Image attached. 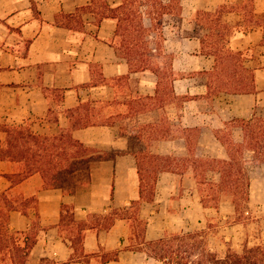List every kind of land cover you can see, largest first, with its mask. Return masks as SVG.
Listing matches in <instances>:
<instances>
[{"label": "crops", "instance_id": "1", "mask_svg": "<svg viewBox=\"0 0 264 264\" xmlns=\"http://www.w3.org/2000/svg\"><path fill=\"white\" fill-rule=\"evenodd\" d=\"M101 12L98 0H0V124L41 135L69 129L105 157L73 193L0 159V221L8 230L0 264H163L149 255L148 242L235 213L226 194L215 207L202 203L203 187L219 181L203 163L228 157L216 137L226 123L264 114V0H179L136 68L116 48V19L97 23ZM220 83L254 90L223 91ZM86 104L81 115L95 123L71 128V111ZM231 133L242 141L239 127ZM4 138L0 130V147ZM136 153L171 166L157 173L152 200L140 194ZM247 173L248 211L261 223L264 245V163ZM67 209L72 220L62 221ZM132 215L146 221L136 249ZM26 236L34 243L21 262L11 252Z\"/></svg>", "mask_w": 264, "mask_h": 264}, {"label": "trees", "instance_id": "2", "mask_svg": "<svg viewBox=\"0 0 264 264\" xmlns=\"http://www.w3.org/2000/svg\"><path fill=\"white\" fill-rule=\"evenodd\" d=\"M98 2L102 5V12L97 23L105 16L116 19L115 35L119 38L116 48L134 68L145 65L144 56L150 50L149 41L144 40L143 34L147 33L149 37L151 33H155L160 36L164 14L176 13L179 6V0H121V4L115 8L108 7L105 0H98ZM140 7L145 10L143 12L138 10ZM140 12L142 13L140 14ZM143 15L149 18L151 27L153 21L156 22L155 29L143 26L141 21ZM259 22L263 28L262 42L264 43V16ZM229 59L237 61L238 55L231 54ZM218 87L220 90L234 93L254 90L253 87L228 88L223 83H220ZM82 110H88L87 104L71 111L74 116L71 128L86 127L95 123L90 120L87 113L81 115ZM227 127H239L242 132V141L237 143L230 141L229 138L222 135L223 130L222 133L216 132V137L225 147L228 157L205 161L203 166L205 169H211L219 174L220 181L216 184V188L219 191L232 194L233 203L238 208L248 200V175L240 165L241 155L247 151L250 153L252 164L264 163V117L254 114L248 119H235L226 123ZM0 130L5 133L4 145L0 147V159L21 162L24 166V176L38 172L47 186H59L69 193L75 192L76 183L80 182L79 180H91L92 169L105 159L104 155L97 152L96 149L74 139L69 129L60 130L52 135H41L32 132L28 126L2 124ZM136 157L140 177V194L143 196V191L146 190L145 198L152 200L157 173L163 169L171 168V166L167 161L162 163L160 157L153 154L136 153ZM67 180H75V185L70 184L71 186L66 188ZM145 180H148L147 184ZM241 180H245L243 184L246 190L244 198L237 196ZM202 203L205 205V201L202 200ZM134 204L136 202H132V205ZM95 217L98 219V216ZM131 217L134 221L132 235L135 237L132 248L136 249L142 242L146 221L139 219L136 215ZM64 219L72 220L69 209L66 210V214L62 215V221ZM111 222L112 218L106 219L104 226L108 227ZM78 226L81 228L84 225L80 223ZM7 233L5 219L0 221V252L5 251L8 247ZM131 238L133 239V237ZM80 239L78 236L76 241H80ZM33 243L34 239H29L26 236L25 245L13 246L11 256L24 262ZM146 249L150 256L163 264H264V245H245L241 251H236L228 246L220 255L209 247L204 230L168 234L148 242ZM106 259H116V256L104 258V260ZM44 261L41 259L42 263ZM47 263L49 264V262Z\"/></svg>", "mask_w": 264, "mask_h": 264}, {"label": "rangeland", "instance_id": "3", "mask_svg": "<svg viewBox=\"0 0 264 264\" xmlns=\"http://www.w3.org/2000/svg\"><path fill=\"white\" fill-rule=\"evenodd\" d=\"M138 10H141L143 12L145 9L143 7H140V9L138 8ZM142 12H140V14ZM141 21L143 26L147 28L155 29L156 27L155 21H153V26L152 27L150 26L149 18H147V16L145 15L141 16ZM1 22H3V20L0 19V23ZM143 38L144 40H149L147 33L143 34ZM116 43L117 44L119 43V38H117ZM258 116L264 117V114H260ZM231 132H232V128L227 127L223 130L222 135L229 138L230 141H233L231 138V134H232ZM250 160H251L250 153L244 151L243 154L241 155V158L239 159V162L242 168L244 169V171L246 172L247 169L250 167V165H252ZM67 181L68 182L65 184L66 188H69L71 185H75L74 182L75 180H67ZM79 181L80 182L76 183L77 188L75 190L84 188L89 183L90 180H79ZM244 183L245 180H241L240 185H238L240 190L237 196L239 198H244L246 191L245 186L243 187ZM216 184L217 183H215L214 186L203 187L204 190H207L204 192V194H202L205 196L202 197V200L205 201V206L215 207L218 204L219 199H221V197L224 194L232 196V198H234L232 194H229L226 191L225 192L219 191L216 188ZM247 197H248V190H247ZM248 209L249 207L247 205V202L238 208H236L235 206V213L230 218H226L225 220H220L218 216L209 217L204 229H194V230H204L207 236L209 247L220 255L224 253V251L228 246H230L232 249L236 251H241L245 245L250 246L253 244H261V237L259 230V226L261 223L260 222L256 223V220L253 218L254 217L253 212L252 213L249 212ZM228 232H231L233 236V239L229 241L225 240L224 238L226 233ZM111 256L112 255H107V257H111ZM45 264L48 263L46 262Z\"/></svg>", "mask_w": 264, "mask_h": 264}]
</instances>
